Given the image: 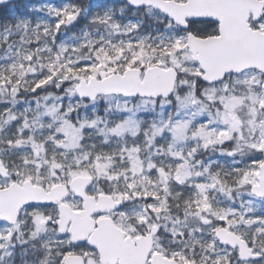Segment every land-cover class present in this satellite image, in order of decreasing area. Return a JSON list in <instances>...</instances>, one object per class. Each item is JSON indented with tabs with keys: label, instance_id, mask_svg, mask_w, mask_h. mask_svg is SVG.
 Returning a JSON list of instances; mask_svg holds the SVG:
<instances>
[{
	"label": "snow or ice",
	"instance_id": "6c2138e0",
	"mask_svg": "<svg viewBox=\"0 0 264 264\" xmlns=\"http://www.w3.org/2000/svg\"><path fill=\"white\" fill-rule=\"evenodd\" d=\"M0 264H264V0H0Z\"/></svg>",
	"mask_w": 264,
	"mask_h": 264
}]
</instances>
